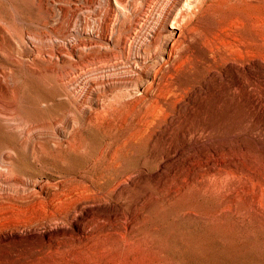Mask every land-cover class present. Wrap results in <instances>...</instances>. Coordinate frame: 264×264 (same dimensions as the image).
<instances>
[{"label":"rangeland","instance_id":"obj_1","mask_svg":"<svg viewBox=\"0 0 264 264\" xmlns=\"http://www.w3.org/2000/svg\"><path fill=\"white\" fill-rule=\"evenodd\" d=\"M107 7L0 0V264H264V58L259 111L203 101L153 141L116 148L101 124L87 125L135 89L86 88L106 62L87 40ZM194 20L203 34L218 16L203 8ZM77 126L83 147L65 141ZM81 168L92 182L81 183L80 206L56 200ZM51 211L61 218L49 221Z\"/></svg>","mask_w":264,"mask_h":264},{"label":"bare ground","instance_id":"obj_2","mask_svg":"<svg viewBox=\"0 0 264 264\" xmlns=\"http://www.w3.org/2000/svg\"><path fill=\"white\" fill-rule=\"evenodd\" d=\"M106 3L108 7L97 22L96 34L92 30L87 40V45L94 46L106 62L100 75L86 88L96 84L102 88L130 84L135 89L127 88L120 96H114L117 101L99 105L87 118V125L101 124L114 147L153 141L167 122L176 121L184 112H193L199 103L205 107L209 101L208 108L218 113L233 104L242 115L262 108L264 0ZM203 8L218 16V20L201 34L194 18ZM69 51L76 56V45H69ZM118 51L125 55L126 63L115 60ZM61 52L60 48H53L51 54ZM131 58L133 66L128 64ZM140 75L147 79L138 86L135 78ZM49 100L44 98L45 102ZM73 102L74 107L81 108L85 96H77ZM49 122L53 124L55 120L51 117ZM83 134L81 126H77L65 141L83 147ZM61 144L55 142V146ZM115 156L117 159L122 153L117 151ZM67 174H80L76 186L61 187L53 197L61 203L74 199V206H80L79 195L84 190L81 183H91L92 177L82 168ZM47 216L49 221L61 218L53 211Z\"/></svg>","mask_w":264,"mask_h":264}]
</instances>
